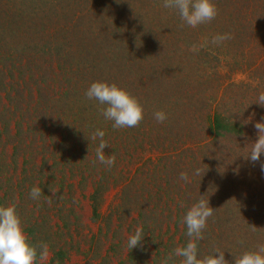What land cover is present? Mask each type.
<instances>
[{"label": "trees", "instance_id": "16d2710c", "mask_svg": "<svg viewBox=\"0 0 264 264\" xmlns=\"http://www.w3.org/2000/svg\"><path fill=\"white\" fill-rule=\"evenodd\" d=\"M212 2L217 17L191 28L163 0H0V205L15 203L28 241L48 245L45 264H161L188 242L200 195L215 212L198 258L219 249L234 264L264 244V171L247 158L264 122V0ZM223 33L234 38L210 43ZM97 81L139 100L138 127L113 129L85 97ZM96 129L111 170L93 163Z\"/></svg>", "mask_w": 264, "mask_h": 264}, {"label": "clouds", "instance_id": "9594fccd", "mask_svg": "<svg viewBox=\"0 0 264 264\" xmlns=\"http://www.w3.org/2000/svg\"><path fill=\"white\" fill-rule=\"evenodd\" d=\"M162 7L172 9L178 14L181 20L180 27L187 25L196 28L201 24L210 23L218 15V9L212 0H163ZM233 38L232 33L216 34L210 43L219 46ZM207 43H209L207 40L200 44L194 43L189 51L198 53ZM85 97L99 102V113L105 120L113 122V129L138 127L143 120L144 109L139 100L116 83L93 82L85 92ZM256 103L264 107V91L258 94ZM154 118L162 123L167 119V114L159 110L154 112ZM261 120L264 121V117H261ZM255 129L257 140L251 144L247 158L253 163L259 162L261 170L264 171V161H260L261 155L264 154V122H257ZM104 136L105 132L100 129L92 133L91 139L99 141L95 151L96 160L93 163L99 162L111 170L115 165L116 156L114 153L110 156L105 155L104 149L109 144L104 140ZM193 175L199 176L200 169H196ZM179 179L190 182L187 172H181ZM52 193L55 195L56 192L52 191ZM41 195L42 190L39 187L31 188L30 198L37 200ZM205 197L206 195H200L198 201L191 205L183 217L182 222L187 226L186 234L189 240L185 246L173 250L175 257L181 258L179 264H229L224 252L219 249L214 250L213 254L198 258L197 242L204 239L203 230L207 227V220L215 212ZM47 203L51 206L50 198ZM16 208L15 203L0 205V264H45L50 256L48 245L43 242L32 245L28 241ZM143 237V228L138 226L135 233L128 238V248L137 247ZM216 253H219V256H216ZM173 254L163 258L161 264H169ZM234 264H264V244L259 245L255 251H244L239 256H235Z\"/></svg>", "mask_w": 264, "mask_h": 264}, {"label": "rangeland", "instance_id": "374dc122", "mask_svg": "<svg viewBox=\"0 0 264 264\" xmlns=\"http://www.w3.org/2000/svg\"><path fill=\"white\" fill-rule=\"evenodd\" d=\"M112 194H113V193H111V194L107 197L108 200L111 199ZM82 211L84 212V217L87 218V217L89 216V208H88L86 202L83 203ZM71 263H72V264H75V263H77V260H76V259H72V260H71Z\"/></svg>", "mask_w": 264, "mask_h": 264}]
</instances>
